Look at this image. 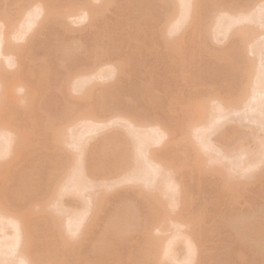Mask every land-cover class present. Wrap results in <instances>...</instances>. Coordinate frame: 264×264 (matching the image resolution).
Here are the masks:
<instances>
[{"label":"rangeland","instance_id":"374dc122","mask_svg":"<svg viewBox=\"0 0 264 264\" xmlns=\"http://www.w3.org/2000/svg\"><path fill=\"white\" fill-rule=\"evenodd\" d=\"M43 1L46 2L47 6H49V7L51 6L53 9H56V12L55 11L54 12L57 15V17H54V18L49 17L48 18V15L46 16V13H45L46 11L45 12L42 11L41 14L36 15L37 17L34 16L33 18H31V19H33L34 22L32 24V27H30V30H28L27 34L24 36V39L17 40L16 42L14 41L15 45L19 46L18 48L21 47L19 49V53L20 52L22 53V54L20 53L21 57L17 59L16 54H12V57L17 59L16 62L15 63L11 62L13 65L10 63H9V65L8 64L6 65L5 62H4V64L2 62L1 65L3 67L2 68L3 70H5V71L7 70V74L5 77L8 78V76L9 77L11 76L12 79L14 78L12 80L13 84L14 83L16 84L17 82L23 83V80L20 77V76H22V72L28 73V72L32 71V73H34V75L32 77H30L29 75L26 76L27 79L30 81H37L38 79L43 78L44 81H46V82L43 81L44 82L43 86L45 88L41 89L40 91H37L38 93L34 95L35 98H34V96L31 97L32 98V99H30L31 102L30 101L29 102L32 104L29 105L30 104L29 102H25V104H24V103H22V102H24V100L23 101L18 100L20 97H21L20 99H22L24 97L23 95H25V97H27L26 96L27 92H25L26 94L25 93L23 94V92H22L23 89L21 92L17 91V90H19L17 86H20L21 84L16 85L15 87H17V89L15 88L16 90L13 89V91H11L12 96L9 95V97H7L8 101H6V100H5L6 102L4 101L7 104L8 108H6L5 104H4L2 108H6V109H2V111L4 110V112H2V114L0 115V118H2V120L0 119L3 123L2 125L8 126V122H9V124L12 123L15 126L20 124V125H22V126L19 125L20 127H22V129L20 131H22V130L25 132L29 131V134H31V138L28 136L29 137V143H30V144L27 143L28 150L26 148L27 147L26 143H25V146H26L25 149H24V146L21 145V147L23 146V148H21L20 152H18L19 155L14 154L15 156L8 157L7 162H6L7 163L6 166L8 168H6V166H5V168L8 169V171L5 169L6 170V173H5V170L4 169L2 170V175L3 176L6 175V176H5V178L4 177L0 178L1 179L0 180L1 181L0 182V190H1L0 191V205L7 208L9 211L20 212V210H22V212L31 213L30 217H32L33 219L29 222V227H30V230L34 231V232H31L32 233L31 237L26 238L25 243L27 244L29 242L32 245L30 247L31 252H32L33 256H35L36 258H39V259L42 257L43 245L47 239H50V236L46 235L45 239H43L44 235L46 233L45 232L46 226L43 225V221L40 217L47 215V213H45V214L38 213L39 206L37 205V202L40 200L39 197H41L42 192H44V188H45L44 184L45 185L48 184V182H46L47 181L46 176L48 175V173L52 169L55 170L56 166L58 167V165H61L60 163L65 164V158H63V157L67 156V155L65 156V153H60L61 151H59V150H58L59 153L56 152L57 150H56L55 146L53 147V145L48 140L49 135L46 137V135L50 132H49L47 126H45V124H47V125L49 124V122L46 121L47 120L46 117H48V115L52 116L54 114L62 113V110L64 108L62 105L65 102H63L62 96L59 94V91L56 89V84L60 79H62V77L64 78V76H66L67 74H69L70 76L74 75V74L76 75V73L80 72L81 70H84V72L87 71L88 74L91 72L93 73V72L97 71L95 74H98L100 72L101 75L105 74L104 76H106L104 78L103 77L101 78L98 75V78L96 79L97 75H95L96 76V77H94L95 80H93L92 83H90L91 85L92 84L95 85V87H94L95 91L93 90V92L96 93L97 98H96V96H94L95 93H93V92H91L94 94V95L91 94L92 95L91 98L93 100L89 98L88 99L89 101L87 102V100L83 99L84 100V101L82 100L83 104L80 102L81 99L78 100V96H79V98H81L80 93L75 94L74 92L73 93L71 92L72 93L71 95H73V97L70 95L71 97H66L68 99L65 98L66 101L69 100L68 102L72 103V105H73L72 110L74 108L76 109L77 105L80 104L79 108L77 107L78 111L80 109H81L80 111H84V110H82L84 105H86L85 107L87 108L88 107L87 105L92 106L91 104L95 103L96 106H94V104H93V106L95 108H97V110L94 107H93L94 108V110H93V108L91 107L92 112L94 114L93 115L94 118H96V116L98 117L99 115L102 114L101 117H104V119H106V120H103L105 122V125L101 124V126L103 127L102 129L100 127V129H98L97 131L95 129L94 130L95 132L93 131L94 133L91 131L92 133H89V135H87V137L93 136V137H91V140H92V138H93V140L92 141L90 140L91 142L89 141V143H92V147H93V143L95 142V139H97V141H98V143H97V141L95 142L96 146L94 143L95 152L98 154V157H97L96 153H94V152H89V153L87 152L88 156L91 155V156H89V158L92 157L90 160V164L88 163L89 166H92V167L94 164L91 165V163H93V162L96 164V167L98 166L97 164H99V165L103 164V162L101 163L99 160L101 153H106L108 156H110L113 154V153H111V151H114L112 149H115V147H119V146L123 147L122 145H125V143L127 144V141H125L126 140L125 138H127V137H130L131 144H133L132 146L135 147V145H136V148H137L136 151L138 152L137 154L140 156V158L136 160V158L138 157L136 155L137 157L135 158L134 163L136 164V161H137V165L140 164V166L145 167L144 165H142L143 162H144V164L146 163L145 160H142V159H145V157L142 155L145 153V152L143 153V151L145 150V147L147 146V145L145 146L144 144L146 143V141H149V140H147V136H146L144 144L140 143L141 146H143L141 148H143L144 150H142L140 147L138 149V146L140 144L138 145L137 140L134 139L132 137V135H130V134H129L130 136L128 135L126 137V133L127 132L130 133V129H129V131H125L123 129V126L124 127L126 126L125 127L126 130H128V128H129L128 124L125 123L126 121H125L124 116L130 117V115H131L132 118L133 117L135 118L136 116H138V120H140V122L138 120H136V118H135V120L138 121V123H141V126H142V124H144L143 122H145V126H142V127H147L150 124L156 122V125H158V126L160 125L158 123H163L162 124L163 127H166L169 125L170 127L168 126L169 127L168 129L170 130V128H172L173 126L175 127V125H174L175 119H173V118H175L174 113L177 114V112H178V114H179V112L181 111L179 109V107H181L183 104L186 103L185 100L186 101L189 100L188 99L189 96L194 97V99L205 98V97L208 98L209 95L212 96V94H216V93H219L217 95L221 96L222 94H225V92H228L227 90H229V93L231 95H233L234 92L236 91V89H238V86H236L237 84H239L238 83L239 79L237 77L238 76L237 74H239V72H240L239 70H236V71H233V70L238 69L239 64H237V63L240 62V64H241L244 61L248 60V59H246V57L248 58V56H249V61H251L250 59H252L251 62L253 64L255 62L253 67L255 68V65H256L257 72L259 71L258 72L259 74H256V76L258 75L257 77L259 78V80L261 79L259 82L264 84V81H263L264 73H262V72H264V33H262V31H264L263 23L261 26L262 28H259V26H258L259 30L257 29L258 31H256L258 33L255 32L256 36H255V38L254 37L252 38V40H251L252 43H250L251 47L250 46L248 47V48H250L249 50L246 49L247 45H249L248 44L249 42H247V45L243 44V47L246 49L245 51H243L244 48L239 43L238 39L235 36L229 35V34H232L230 32L231 29L234 28L235 26H236L235 28H237L239 25H241L240 23L238 25L237 24L234 25V27L232 26V28L229 31L230 33L229 32H228V34L226 33L229 36H225V34L221 35V33H224L225 30L223 32H219L220 34L216 35V33L218 32L217 28H219L218 27L219 23L222 24L221 25L222 29L219 28V30L222 31L223 29H225V27L223 28V26H225V23L228 21L227 20L228 18L226 17V15H228V13L225 14V16H222V15H224V13H223L221 15L220 19H222L224 17V19H226L225 20L226 22L222 23L224 19L220 22L219 21L220 16H218V18H217V15H220V11L223 12V10H220L218 12L216 10H217V8L218 9L219 8L220 9L221 8L222 9L227 8L229 6L228 4H230L231 2L227 3V5H228L227 7H226V2H229L230 0H224L223 2L225 3V5H220V6L217 5L216 9H215V5H216L215 3L216 2L213 3L214 2L213 0H211L212 3L209 2L210 0H205V1L202 0L203 2L200 0L201 4L196 6L194 11L192 10L188 19L184 20V21H186L184 23V25H182V23H181V21L183 20L180 18L181 13L180 14L177 13L180 11V10H178L179 8L175 10V11L178 10L176 12V14L173 13L171 16H169L167 18V15L164 11L165 5L162 2H159L161 0H0V20L3 19L2 17L4 14H8L7 16L9 18H7L6 20L10 19L11 24H13L15 26L20 21V19L22 18V15L24 12L23 9L25 7L26 8L24 10H27L29 8L31 9L35 4L36 5L38 4L41 6V4H39V3L42 2V5H43ZM194 1L195 0H192V2H194ZM252 1H251L252 5H250L248 3L249 4L248 8L251 7L250 9L253 12L249 11L250 9L248 11L250 12L249 14L252 13V15H254V16L251 17L248 15V18L251 17L252 19L251 18L250 19L254 20L252 22L254 25L251 24V22L249 23V25H253L252 27L254 29H256L258 24L261 25V23H258V21H257V18L259 19V17H257V16L260 13H262L261 9H262V11H264V0H261V1L256 0L258 2L255 1L254 4L252 3ZM70 3H72V7H69L67 9L68 4H70ZM239 3H240V5H238L237 6L238 8H236V9H239V8L241 9V7H239V6H242L241 3L243 4V0L242 1L240 0ZM213 5H214V7L212 8ZM254 5L256 7H254ZM258 5H260V6H258ZM85 8H87V10H85ZM200 9H202V11L204 10L203 12H207V9H210V11H208L210 13H215V12H213V10L215 9L214 11H216V13H218V14L216 15V13H215L214 16L211 14V16L215 17V19L213 17L212 18L210 17V20L212 19L211 20L212 24L211 23L207 24L208 27L210 24L211 25H210V29L207 27L208 30L206 29L207 30L206 33H204V31H205L204 30L202 33H197V34L195 33V35L193 36L191 25L193 24L194 21L196 24H197V22L200 21V18L203 15V13L202 14L200 13V12H202V11H200ZM211 9H213V10H211ZM247 9H245V10H247ZM69 10H71V12H69ZM84 10L87 13H85V15L81 19V17L79 18L78 16L83 14ZM243 10H244V8H243ZM243 10L241 11L242 13L248 12V11H243ZM259 10H260V12H259ZM198 11H200V12L198 13ZM258 12H259V14H256ZM70 13H72V14H70ZM242 13H240V15ZM200 14H201V16H200ZM237 14L239 16V11L237 12ZM178 15H180V16H178ZM242 15L244 16V14H242ZM235 16H237V15H235ZM60 17H62V18H60ZM172 17H173V19H172ZM175 17L179 20L178 22L181 23V24H178L179 25L178 27L179 28L181 27V29L179 30V33L177 31L179 36H178V39L176 41L179 42L178 49L182 48L183 51L181 53H179V56H177L176 54H173V52H172V55H174V59H173L172 58L173 56L172 55L170 56L171 51H170L169 47L164 42L163 35L158 33V32H159V29L161 27H163V26L166 27V25H168V23L165 24L166 21L171 22V20L172 21L174 20L175 22H177ZM261 17L264 18V14H263V16L261 15ZM4 18H6V16ZM169 18H171V20H169ZM263 18H262V20H263ZM56 19H58V20L56 21ZM59 19L61 20V22H58ZM164 19H166L165 22H163ZM216 20H218L219 23H217V25H214V22ZM262 20L260 22H262ZM174 21H173V23H174ZM161 22H163L165 25L163 24V26H161L162 25ZM244 22L242 23L241 26H243L245 24ZM247 22H246V24H248ZM173 23L171 22L172 27H173ZM212 25L217 26V27H214L217 29V32L215 31L216 32L215 34L213 32L215 29L211 30V27H213ZM164 29L166 30V28H164ZM167 31L168 30H166V32ZM170 31L171 30L168 31V33H169V34H167L168 37L172 36L170 34V33H172V31L171 32ZM208 31L211 33L210 34L211 37H210V35H208L209 37L207 38ZM259 31H261V32H259ZM203 33H204L203 36H205V37L202 36ZM172 34H174V33H172ZM257 34H259V35L257 36ZM152 38H154V39H152ZM257 38H259V39H257ZM191 39H192V41H191ZM235 39H237V41ZM150 40H152V42L155 40L154 44L150 43ZM256 41L259 43H257ZM191 42H193V44H194L193 50H192V52H190V55L186 56L187 53L189 51H191L190 50L191 48H189V47H191L190 46ZM231 42L233 43L234 48H233ZM235 43H236V46L239 43V45H238L239 47L238 46L235 47ZM254 45L255 46L258 45V47L256 49H258L260 46L262 48L260 47V51L256 50ZM239 48H242V50L241 49L239 50ZM254 49L257 52L253 51ZM17 50H15V52H18ZM250 50L253 53L249 52ZM185 51H187L186 55H185ZM19 53H17V54L19 55ZM180 54L182 56L183 55H185V56L181 57ZM13 55H15V56H13ZM136 56L138 58H140V57H142V58L138 60V58L136 59ZM176 56L179 58H177ZM223 56L226 59L223 58ZM221 58H222V60H221ZM227 58H229V59H227ZM15 59H13V60H15ZM142 59H143V61H142ZM232 59H233V61H232ZM139 61H140V63H139ZM227 61L228 62L232 61L231 67L235 66L234 67L235 69L232 68L233 69L232 70L230 65H228ZM234 62H236V63H234ZM225 63H227V65ZM231 63H229V64H231ZM233 63H234V65H233ZM166 64H168V65L170 64V66L172 67L171 70H165ZM10 65H12V66H10ZM111 66H112V68H113V66H115L114 67L115 69L113 71L111 70ZM98 69H100L101 71H98ZM256 69H254V71L252 73L253 75H255ZM106 73H108V74L106 75ZM14 75H16V77ZM235 75H236V78H235ZM75 77H77V75ZM23 78L26 79L25 77H23ZM255 78H253V80L251 79L250 81L252 82L254 80L255 81L258 80V78H256V79ZM78 80L80 81V82L79 81L78 82L81 83V80L80 79H78ZM73 82H74V79H73ZM73 82H71V84H75L77 81L75 83H73ZM78 82L76 83V85L78 84ZM252 83L254 85V82H252ZM257 84H258V82H257ZM262 84H259L260 87L254 86V88H257L258 91H259V89H262V91H263V88L261 87ZM231 86H232V88H231ZM262 86L264 87V85H262ZM72 87H74V85L73 86L70 85V88H72ZM109 87H111L113 89V90H111L112 93H108L106 90H104V89H107ZM251 87L253 90V86H251ZM251 87H249V88H251ZM102 88H104V89H102ZM111 88H109L108 90L110 91ZM233 88H235V90ZM249 88L247 89L248 90L247 93L249 95L248 96L245 95V97H243V99L247 97L246 101H245L246 103L242 99V102H244V103H242V106H240L241 102L238 105L236 104V106H234V107H232V106L229 107V105H228V108H232V110H230V111L228 110L227 105H225V107H222V109L220 107L221 111L218 109L216 111L215 107H217V103H219V102L215 103V101H217V100L210 102V111H209V114H211L210 116L212 117L214 114H217L219 116H221V114H222V116H221V118L218 119L219 121L216 120V121H218V123L216 122L217 124L214 123L215 125H209V127L214 126L213 129L215 132H213V133L210 132V133H212V134H209L211 139L207 138V142L212 140V139H214L213 141H215V139L216 140H217V138L219 139L220 136L221 135L223 136V134H224V137L221 136L222 142H225V139L227 140L229 138L228 140L230 141V139H231V141H230V143H231V142H234L235 140H233V139L236 138V141L238 140L237 141V145H238L239 139H241L243 134H244L243 136L246 135L248 139H249V136L252 137L251 139H253L252 135H254L255 137L258 138V140L256 139L254 141H257V142L259 141L258 142L259 144H256V145H258L256 147L254 145V141L249 139V141L250 140L252 141V142L247 141L249 146H251L250 150L252 152L254 150V152L257 151L259 153L261 151L260 149H262V151L260 153L263 152L264 147L261 148L262 147L261 143L263 142V145H264V117H263L264 109H262L263 111L260 109L262 111V114H259V116H258V113H259L258 107H260V102H259V106L257 104L258 107L256 106L257 107V110H256L255 105H254V104H256V100H255V102H253L254 98L250 99V98H252L251 94L253 93L254 90L249 92V90H251ZM103 90H104V92L106 91L108 94L106 93L107 94L106 95L105 93H101V92H103ZM223 90H224V92H222ZM232 92H233V94H232ZM261 92L258 95L262 96V99H263L264 91L262 92V94H261ZM256 94H253V95L255 96ZM99 95H103L104 100H106L108 95H110L108 97H112V98H107V100H106L107 103H105V106H104L105 108L102 107L104 110V113H103L101 106L100 107L97 106V104H99V102L101 103L100 99H102L101 96H99ZM104 96L106 98H104ZM39 99L42 100V102L38 103L37 100H39ZM103 99H102V101L104 103ZM175 99L177 100V104L174 105V103L176 101ZM255 99L259 100V98H257V97ZM262 99L260 101H262ZM26 100L27 99H25V101ZM179 100H181V102H179ZM258 100H257V103H258ZM12 101H14V102L12 103ZM35 101H36V103H35V105H33ZM7 102H9L10 104L12 103V105H8L9 103H7ZM89 102H90V104H89ZM178 103L179 104L181 103L182 105L180 106ZM60 104H61V106H60ZM261 104H263V103H261ZM81 105L83 107H81ZM99 105H101V104H99ZM178 105H179V107H177ZM211 105H212V107H211ZM244 105H246V106H244ZM10 106H11V112L7 111V110H10V108H9ZM172 106H173V108H172ZM237 106H238V108H237ZM170 107H171V109H170ZM213 107H214V109H213ZM252 107H254V108H252ZM98 108L100 109V111ZM106 108H107V110H106ZM108 108H109V110H108ZM236 108H237V110H235ZM260 108H263V107H260ZM77 109L75 111L74 110L73 111L76 112ZM87 109H89V108H87ZM172 109H176L175 112L173 111V113H172L170 111ZM178 109H179V111H178ZM34 110H35V112H33ZM38 110H39V115H38ZM59 110H61V111H59ZM182 110L186 111L185 109H182ZM184 111H181V112H184ZM212 111H214V112L212 113ZM218 111H220V112L216 113ZM253 111L256 113H254ZM118 112H119V116L121 117V119H120V117H119V119L116 118L117 115L114 116L115 115L114 113L118 114ZM0 113H1V110H0ZM33 113H35L36 118L33 117L34 115L32 116ZM36 113H37V115H36ZM98 113H100V114H98ZM178 114L176 116L180 117V114L179 115ZM224 114H225V117H223ZM104 115H106V116H104ZM122 115H123L124 120L122 119ZM214 116L209 120H213V118H215ZM38 117L40 119V123L38 122V120H39V119H37ZM90 117L92 118V116H90ZM255 117H257V119L259 117L262 119L261 120L258 119L259 122L258 121L255 122V119H256ZM44 118H45V120H44ZM34 119H36V122H38V124L34 123V121H35ZM41 120H43V121H41ZM172 120H174V121L172 122V124H170L171 123L170 121H172ZM42 122L45 124H42ZM123 123H125L127 125H125ZM164 123L166 125H164ZM41 124L44 125V127H42ZM156 125H154L155 127H153V124L150 125L149 127H147V130H145V132H149V131L151 132L152 128L157 127ZM220 125L223 126L221 129L219 128ZM5 126H1L0 128H3ZM77 126H79V124H77V125L74 124L73 126L71 125V127L73 129L71 127H69L70 129H68L67 131L69 132V130H71V129H72L71 133H72V131L74 133V129L76 130V132L80 131V129H81L80 127L82 125L80 124L79 127H77ZM151 126H152V128H151ZM217 126H218L219 131H217L218 129H216ZM20 127H18V128H20ZM142 127H140V128H142ZM174 127L170 131L173 130L176 133V134H174L176 137L178 134L177 133L178 130L175 129L176 130L175 131ZM44 128L48 132L45 131ZM140 128H138V129L141 130ZM206 128L207 127H205V129ZM232 128H233V130H232ZM234 128L238 129V131H234L235 130ZM143 129H146V128H142V130ZM148 129H149V131H148ZM213 129L211 127V130H213ZM139 130H137L136 136H138L137 134H140V133L143 134L144 133V131L141 130V132H139ZM119 131H122L123 132L122 135H125V138H124L125 140L120 139V140H123L122 142L118 138L121 135V133H119ZM208 131H209V129H208ZM227 131H229V133H230V131L231 132L234 131V134L236 132L241 133V131H242L243 134H241V136H240V134L239 135L237 134V136L234 135L236 137L230 138L229 135L226 136ZM46 132H47V134L45 135ZM68 132H67V136H68ZM76 132L74 134L72 133L73 135L71 133L69 135L72 136L71 137L72 139H74L75 141H78L75 139L76 137L74 138V135L76 134ZM150 132L146 133V134H149L148 137H150ZM250 132H253L254 134H252ZM78 133H82V131L78 132ZM202 133H203V131L201 132V134ZM207 133H205V135H207ZM229 133H227V134H229ZM249 133H250V135H249ZM23 134H25V133L23 132ZM113 134H114V137H113ZM122 135H121V137H122ZM101 136H102V138H100ZM139 136H138L139 139H141L142 138L141 135H139ZM19 138H21V137H18V139ZM71 138H70V140H71L70 141L71 143H70L66 137L67 142H68V146H66V147H67L68 151L71 150L69 153H67V154H69V158H70V155L71 154L73 155V153H74V155L73 156L71 155V158H70V159H73L75 154L77 155L78 149L76 151H75V149L72 150L71 145L72 146L76 145V142L73 141ZM177 138H178V136H177ZM205 138L206 137H204V140H205ZM24 139H25V137H24ZM194 139H196V138H194ZM242 139H243V137H242ZM22 140H21V142H22ZM142 140L144 141V137H143V139H141V142H142ZM201 140H203V138ZM15 141H18V140H15ZM177 141L181 142L180 139L179 140L177 139ZM213 141H212V143H214ZM229 141H226V142L228 143ZM72 142H74V143H72ZM120 142H121V144H119ZM164 142H166V141H164ZM164 142L161 144L158 143L157 145L151 144V145H153L152 148H150L149 146H151V145H149L148 146L149 150H147V149L146 150L148 151V153L149 152L150 153L155 152L160 147H164V145H165ZM196 142L194 145H196ZM209 143H211V142H209ZM131 144H129V140H128L127 146H129ZM162 144H163V146H161ZM176 144H175V146H176ZM245 144H246V141H245ZM248 144H247V147L249 148ZM100 145L101 146L104 145V146H102V148L104 150L100 149L101 148ZM115 145H117V146H115ZM178 145L180 147H177V146L176 147L178 150L177 154L179 156L177 154H176V156H178V160L181 159L182 162L179 161L178 163H176L177 168H178L176 170L177 172L175 171L176 174L174 172V175L170 174V176L171 177H172V175L174 177L176 176L175 177L176 179H178V177L180 178V176L185 178V180H181V178H180V183H181V181H184V182H182L184 184V185H182L183 187L181 185H180V187L182 188L181 194L184 192V190H186L184 193H186V192L187 193L186 194L183 193V195L181 196L182 197L181 200H178V201L180 202L179 207H181L180 204L181 205L184 204V206H182V207H187V206H185V204H186L185 202L188 201V207H187L188 211L186 210L188 213H184L185 210L183 211L181 209L183 214L181 212H179L182 215H180L178 213V216H176V217L178 218V220L180 222H183L182 224H184L182 227H180V229L186 231L187 229L190 228L189 229L190 232H188V233L189 234L192 233V235L191 234L190 235L192 236L194 242L197 241V243H195V244H197V257H198L196 259L197 264H261V263L263 264V262H261V261H263L264 257L262 258L261 256H264V252H262V250H260V249H262V247H259L257 241H255V243L260 249H258L254 243H251V242L249 243L248 239L245 241L244 237L249 238L250 236H244L243 233L241 232V231L245 230L247 222L250 223V222H253V220H255L254 218H256V217H254L252 215H255L258 217L259 215H261L260 213L264 209V205H263L264 204V162H263L264 159L261 158V154L259 153L260 158H259L258 153L254 154V152H253V155H251V156L248 155L251 158H253V156H254L253 160L259 158L260 160L258 159L259 161H257V162H261V163H257L255 160L254 164H255V162L257 164L254 165V167L252 166L253 167V168L251 167L252 169H249V170L247 169L245 172V168H244V166H246L245 161L246 160L248 161V159L243 157V159H246L245 161L242 160L243 163L245 164V165H243L244 170L240 171V169L242 167L241 168L236 167L237 169L239 168V172L237 171L238 173L235 172L234 170H232L233 172L231 174L235 175L237 173L236 174L237 178L239 175L243 178V175H244V179L238 178V179H236L237 181L241 180V181L247 182V184L243 182L244 184H246V185H244L245 186L244 188L242 186H240L239 187L240 189H236V191L234 190L235 191L234 192V191H229V190H233V189H230L229 187L227 189L226 186H228V184L231 181L236 182V180L234 179V178H236L235 176H234V178H232L233 180L231 178L227 179L226 182L228 181V183L225 182L226 186H223L224 181H222V184L220 183V181L222 179L221 175L218 173H212L213 168H210L211 169L210 172L207 171V170H209V168H207V170H206L208 172L207 174H206V172H203V170H204L203 167H205L206 165L209 164V163L206 164L207 158H206V161L205 160H204V162L201 161L203 159V155H204L203 153H202L203 155H201V153H199V155L202 157V159L200 157V160H199L200 163L198 161L197 162L193 161V163H192L189 157H188L189 159L188 158L182 159V158H184V154L182 153V151H180L183 156L180 155L179 148L183 149V143L181 142L182 147L179 143H178ZM259 145H260V147H259ZM13 146H15V145H13ZM41 146H42V149H41ZM175 146L172 145L173 148ZM43 147L45 150H43ZM111 147H112V149H111ZM176 147H175V149H176ZM253 147H255V148H253ZM73 148H74V146H73ZM108 148L110 149L109 152L107 151L109 154L107 152H105ZM167 148L168 149L170 148L169 145H167ZM167 148L164 147L163 150L167 149ZM89 149H88V151H89ZM140 149L142 151L141 153L139 152ZM160 149L162 150V148H160ZM188 149H187V154L190 153L189 151L191 150V148H188ZM256 149H259V151ZM25 150H27V151H25ZM100 150H102L103 152H101ZM204 150L206 151V149H204ZM204 150H202V151H204ZM210 150L209 149L207 150V151H209L208 153H210V154L213 153L212 156L215 154V156H213V157H217L216 152H214V151L212 152ZM93 153H94V157L95 156L97 157V158L95 157V159H94L95 161L93 160ZM229 153L230 152H228V155H229ZM206 154H207V152H206ZM231 154H235V153L231 152ZM263 154L264 153H262V155ZM57 155H59V156H57ZM60 155H61V157H60ZM207 156H209V155L207 154L206 156H204V158ZM236 156L233 159L231 158L232 163H231L229 158L234 157V155H229L228 159H226V157H227L226 155H225V158L223 156L222 157L219 156V157L225 159V160L223 159L224 162L222 161L220 167L223 168L222 166H224L225 164L229 165V166H230V164H232L231 167H227L225 165L226 169L228 168L227 170H229L228 171V173H229L231 171V168L234 169V167H235V166H233L234 165L233 162L236 161L235 160V159H237ZM210 158H212V157H210ZM238 159H239V157H238ZM107 160L105 161V164L111 165L113 163L112 161H111L112 163L110 162V160H112V159H110L109 162ZM138 160H142L143 162L141 161L142 162L141 163L139 161V163H138ZM183 160L184 161L187 160L189 162H187V161L184 162ZM208 160H209V157H208ZM96 161H97V163H96ZM237 161H239V160H237ZM247 161H246V163H247ZM1 162H2V160H0V163ZM70 162L71 161H69V163H67V166L70 165ZM240 162H237L236 165L241 166L242 163H240ZM183 163H186V165L188 167L187 168L184 167ZM196 163H198V164H196ZM35 164H37V166ZM182 165L184 168H182L181 172H179L180 167ZM203 165H205V166H203ZM218 165L219 164H215L213 167H218ZM32 166L33 167L35 166V168H33ZM199 167H202L203 170ZM197 168L200 171L202 170L204 176H201V175L198 176L201 173H200V171L195 170ZM236 168H235V170H236ZM47 170H48V172H46ZM193 171H195V172H193ZM196 172H197V174H196ZM4 173H5V175H4ZM177 173H179V174H177ZM233 173H235V174H233ZM103 175H104L105 179H103L101 177ZM114 175H115V178H114ZM250 175H251V178L249 179L248 176L250 177ZM111 177H113V179ZM116 177H117L116 174H114L112 172L104 173L102 175L99 174L97 176H94V179H95L94 181H96V184H95V182H94V184L96 186L97 185L99 186L98 188L95 186L96 188H93L95 190L89 189L88 191H85L84 192L85 194L83 193V195L64 194L61 197L57 195L59 197L57 204L58 205H59V203L62 204V205H59V208L61 207V209L58 208L59 211L56 209L57 204L53 205L54 202L52 204L51 203L52 200L49 201L52 204V205H50V203H49V207H48L49 213L51 212L53 215H56V214L60 215V212H61V215H62L64 212H66L68 215H67V217H65V219L68 220V219H70L69 217L72 215V212L74 211V209L72 210V208H75V211H77L78 208L80 210L84 207L83 205L81 207L80 204L84 203L83 200L87 201V198H86L87 193L90 194L91 192H93V193L95 192L96 195H98V196L101 195L102 203L100 201V204H99L100 210H99V208L95 209V211L96 210H98V211H96L97 213L95 214L94 219L92 220V222L93 221H95V222H93V225H91L92 227L90 226L92 229V230L90 229V231H91L89 233L90 235H88L87 237H84V236H86L85 232H87V234H88L89 228H86L85 226H84L85 228H81V226H83V225H81L80 228L84 229V230H82L80 232V228H79L77 230L78 234L74 230L76 232V233L75 232L74 233L76 234L77 238L74 237L75 235L69 237L68 233L67 234L65 233L64 236L65 237L68 236V238H67V239H69L68 241L70 243L72 242L76 247V249H75V247L72 246V244H70V243L68 244L70 250L67 249L63 255L66 264H68V262L70 264H80L81 261L79 260V258L81 260L83 259L82 260L83 264H84V261H86L85 263H87V261L88 262L91 261L92 264H129L128 260H127L128 259L127 254H131L133 252L135 255L137 253L139 246H140V243L142 241L141 235L139 234V236H138L139 230L138 231L133 230L134 232L130 231V234L128 232L127 235H129V236H127V237H129V238L124 237L125 240L122 239V240H124V241H122V240L116 239V236L113 235L114 232L111 233L112 232L111 230L107 231V229H108L107 226L109 223L112 222L111 215L113 214V211L115 209H118V207L120 206L121 200H124L125 198L126 199L130 198L129 199L130 201H131V199H132V201H135V205L139 211L138 213H140V215L143 214L142 217L144 216V214L146 215L145 211L147 208V203H146L145 199H143V198H145V197H143V195L145 196L146 193L149 192V189H147L146 192H142L141 193L142 195L139 194L140 190L138 189V187L140 184H142V181H139L137 183V187H135L136 183L134 184V187L136 188V190L138 192H136L135 188L132 187V185H133L132 183H131L132 185L124 183V185H127V186H124L123 184L120 183L122 185V187H121V185H119L120 186L119 187L118 184H117V186H114L113 185L114 181L118 179V177H117V179H116ZM110 178L113 180V183H112V180ZM2 179H3V181H2ZM18 179H22V181H19ZM43 179H44V181H43ZM100 179H101V181H100ZM34 182H35V184H34ZM43 182H44V184H43ZM60 182H64V181L62 180V181L58 182L62 187L63 183L61 184ZM97 182H98V184H97ZM27 183L29 185H27ZM101 183H102V185L104 183L106 185L104 184L103 186H101L100 185ZM18 184H20V185L22 184V186H19ZM17 185H18V188H17ZM60 185H58L59 188H61ZM107 185L108 186L111 185L112 187L110 186V188L109 187L107 188ZM222 186L226 187V189L223 190ZM19 187H21V188H19ZM103 187H105V188H103ZM241 187H242V189H241ZM41 188L43 190H41ZM183 188H184V190H183ZM112 189L114 190V192L112 191ZM105 190L108 194L102 193V191L104 192ZM225 192L230 193V194H227L229 196H227ZM102 194L104 196H102ZM114 194H116V195H114ZM117 194H119V196ZM120 194L122 196H120ZM180 195H179V197H180ZM184 195H186V196L184 197ZM102 197H103V199H102ZM104 197L108 198V201L106 198L104 199ZM114 197L117 198L120 202L118 203L117 202L118 200L115 199ZM118 197H120V198H118ZM229 197H230V199H229ZM55 198H52V199H55ZM222 198H223V200H222ZM182 200L183 201L186 200V201L183 202ZM54 201H56V200H54ZM217 202H220V203H217ZM118 204H119V206H117ZM24 205H26L25 208L22 207ZM71 206H72V208L70 210V212H71V215H70V213L68 212V209H70ZM76 207H78V208H76ZM179 207H177V210L180 211ZM250 211L251 212L254 211L255 214L253 212V214L251 215ZM248 212H249L248 216L251 215L252 218L248 217V216L246 217L245 215L242 216L243 214H247ZM87 213H88L87 215L89 216L90 212H87ZM262 213H263V211H262ZM87 215H86V217H88ZM92 215H94V214H92ZM262 215H264V213ZM64 216H66V214H64ZM62 217H63V215L60 217V228H62V230H65L64 228H66V227H64L63 225L67 226L66 223L70 222V220L66 221V220L62 219L63 220L62 221L61 220ZM193 217L195 218V220L192 222L191 219ZM260 217H259V219H260ZM259 219L257 218L256 220H259ZM64 222H66V223H64ZM92 222H91V224H92ZM106 223H108V224L105 227ZM230 223H232V225L235 223L236 227L239 228V229L237 228V230H239V231H237L236 229L235 230L231 229V228H236V227H230L231 226ZM236 223L237 224L239 223V224L237 225ZM241 223H243V225ZM244 225H245V228H244ZM239 226L242 228V230L240 229ZM102 228H107V229L103 230ZM170 228L173 231V228L171 226H170ZM101 231L102 232L106 231V233H107V236H106V234H105V236L102 235L104 232L101 234V236L106 237V238H103L104 240H106V247H105V245H103L104 247H102V246H99V244H98L100 242V241L98 242V239L101 240V237L98 238L99 236L97 233H101ZM172 231H170L169 227H168V230H166V232L164 231L163 233L159 234V235H161V243L162 244H163V241H165L164 239H166V237L169 234H171ZM82 234H83V236H82ZM111 234H112L113 238H112V236L109 237V235H111ZM81 236L83 238H81ZM114 236H115V238H114ZM124 236H126V235H124ZM79 237H80V239H79ZM74 238H75V240H74ZM252 238L253 237H250V241ZM137 239H138V241H137ZM139 240H141V241H139ZM253 240H252V242H253ZM94 241H96L97 244L94 245V243H95ZM126 241H128V242H126ZM78 243H80V244H78ZM76 244H78V245H80V247H82L81 249L79 248V251H77V249H78L77 247H79V246L78 245L76 246ZM97 245L99 246L98 248H101V247L102 248L98 249ZM94 246H96V249L94 248ZM72 247H74V249L76 251L75 253H74V250L72 252L74 253V255L75 254L78 255L79 258L76 255L74 256L73 253L68 252V251H71L73 249ZM177 247L180 250L182 249L181 245L180 246L178 245ZM130 248L133 249L132 252H131V250H129ZM178 248H177L178 255L179 254L181 255L184 250H181L182 253H179ZM236 250H241L242 253L244 252L242 258H245V259H242V258L240 259V258H237L236 256H234V251H236ZM77 252L78 253L80 252V253L77 254ZM69 255L71 256V260L67 259V256L70 258ZM79 255H82L83 257L79 256ZM117 255H119V256H117ZM6 257L9 260V258L11 256L9 257V255H6ZM13 257L16 259L15 256H12V259L10 258L11 260L8 262H10V263L12 262V264L14 262H16L17 259L15 260ZM131 257H132V254H131ZM77 258H78V261L76 260ZM76 262H78V263H76Z\"/></svg>","mask_w":264,"mask_h":264},{"label":"bare ground","instance_id":"6f19581e","mask_svg":"<svg viewBox=\"0 0 264 264\" xmlns=\"http://www.w3.org/2000/svg\"><path fill=\"white\" fill-rule=\"evenodd\" d=\"M202 1V0H201ZM203 1H205V0H203ZM202 1V2H203ZM214 2L213 3H215L216 5H215V9L217 8L216 6L217 5H225V3L223 2L224 0H213ZM242 1V0H241ZM251 1L252 0H243V4L241 3V5L242 6H239V7H241V9L239 8V9H236V8H238L237 6L238 5H240V0L238 1V0H230L229 2H226V7L227 8H217V12L218 11H220V10H223V12L222 11H220V15H217L218 13H216V11H214L213 9H211V10H213V12H215L216 13V15H217V18H218V16H220L219 17V19L221 18V15L224 13V15H222V16H225V14H227L228 13V15H226V17L228 18L227 20V22L225 21L226 19H224V17L222 18V19H218L220 22L223 20V22L222 23H225V26H223V28L225 27V29H223L222 31H220L219 30V28H221V25L222 24H220L219 22H218V20H216L215 22H214V25H217V23H219V25H218V27L219 28H217L218 29V32H217V29L216 28H214V27H217V26H214V25H212L213 27H211V30L213 29H215L213 32H214V34L216 33V35L217 34H220L219 32H223L224 30V33H221V35L223 34H225V36H229V35H232V36H235L237 39H238V41H239V43L242 45V47H243V44L245 45H247V42H249L248 44L249 45H247V50H249L250 48H248L249 46H250V43H252L251 42V40H252V38L254 37L255 38V36H256V33H258V32H256V31H258L259 30V28H262L261 26H262V23H263V25H264V18L263 17H261V15L263 16V14H264V11H262V9H261V12L263 13H260L259 14V12H260V10H259V12L258 13H256V14H259L257 17H259V19L257 18V21H258V23H261V25H257V28L256 29H254L252 26L254 25L252 22L254 21V20H251L252 18V16H254V15H252V13L251 14H249L250 12L249 11H251V7H249L248 8V5L250 4V5H252L251 4ZM254 1V2H253ZM252 1V3L254 4L255 3V1L256 0H253ZM258 1H261V0H258ZM258 1H256V2H258ZM159 2H162L164 5H165V13H166V15H167V18L169 17V16H171L173 13H175L176 14V12L178 11V10H180L179 12H177L178 14H180L181 13V16L180 15H178V16H180V18L181 19H183L182 21H181V23H182V25H184V23L186 22V21H184L185 19L187 20L188 19V17L190 16V14H191V12H192V10L194 11V9L196 8V6H198V5H200L201 3H200V0H195L194 2H192V0H161V1H159ZM208 2V1H207ZM209 2H211L212 3V1L210 0ZM231 2V3H230ZM227 3H230V4H228L227 5ZM249 3V4H248ZM39 4H41V6L40 5H34L31 9L29 8V9H27V10H24L23 9V15H22V18L20 19V21L14 26L13 24H11V22H10V19L9 20H6L7 18H9L7 15L8 14H4L3 15V19H1L0 20V110H1V113H0V115L2 114V112H4V110L2 111V109H6V108H8V106H7V104L5 103L6 101H8V98L7 97H9V95H11L12 93H11V91H13V89H17V87H18V89L19 90H17V91H22V89H23V94L25 93V92H27V94H26V96L27 97H25V95H23L24 97L22 98V99H18V100H24V102H22V103H24L25 104V102H31V100L30 99H32L31 97H33L35 94H37L38 92L37 91H40L41 89H44L45 87L43 86L44 85V82H46V81H44V79L42 78V79H38L37 81H30V80H28L27 79V77L26 76H30V77H32L33 75H34V73H32V71H30V72H28V73H25V72H22V76H20L21 77V79L23 80V83H21V82H17L16 84L14 83H12V80L14 79H12V77L10 76H8V78L7 77H5L6 76V74H7V70L5 71V70H3L2 68V62H3V64H4V62L6 63V65L8 64L9 65V63L10 64H12L11 62H13V63H15L16 62V60L18 59V58H20L21 57V55H20V53H19V49L21 48H18L19 46H17V45H15V43H14V41L16 42L17 40H22V39H24V36L27 34V32H28V30H30V27H32V24H33V19H31V18H33L34 16H36V15H39V14H41L42 13V11H46L45 13H46V16L48 15V18L49 17H52V18H54V17H57V15L55 14V12H56V9H53L51 6L49 7V6H47L46 5V2L45 1H43V5H42V2L41 3H39ZM163 5V6H164ZM261 5V4H260ZM260 5H258V6H260ZM69 7H72V3H70V4H68V6H67V9L69 8ZM214 7V5L212 6V8ZM225 7V6H224ZM246 7V8H245ZM254 7H256L255 5H254ZM253 7V8H254ZM179 8V9H178ZM243 8H244V10H243ZM248 8V9H247ZM176 9H178L177 11H175ZM203 9V8H202ZM202 9H200V11H202ZM245 9H247V10H245ZM250 9V10H249ZM85 10H87V8H85ZM84 10V12H83V14H81V15H79L78 17L80 18L81 17V19H82V17L85 15V13H87L86 11ZM163 10V9H162ZM225 10V11H224ZM248 11V12H241V11ZM253 10V9H252ZM55 11V12H54ZM83 11V10H82ZM200 11H198V13L200 12ZM204 11V10H203ZM200 12L201 14L203 13V15L201 16V14H200V16H201V18H200V23L199 22H197V24L195 23V21L193 22V24L191 25L192 26V34H193V36L195 35V33L197 34V33H202L204 30V33H206L207 32V30H208V28L210 29V25L212 24V19L210 20V17L212 18L214 15H215V13H210V12H208V11H210V9H207V12ZM206 11V10H205ZM239 11V16H238V14H237V12ZM69 12H71V10H69ZM212 12V11H211ZM226 12V13H225ZM251 12H253V11H251ZM82 13V12H81ZM205 13V14H204ZM240 13H242V14H244V16L241 14L240 15ZM69 14V13H68ZM70 14H72V13H70ZM211 14L213 15V16H211ZM199 15V14H198ZM235 15H237V16H235ZM247 15V16H246ZM248 15L249 16H251L250 18H248ZM6 16V18H4ZM241 16V17H240ZM37 17V16H36ZM60 18H62V17H60ZM165 18V17H164ZM176 18V17H175ZM214 19H215V17H213ZM216 18V19H217ZM254 18V17H253ZM262 18H263V20H262ZM172 19H173V17H172ZM213 19V20H214ZM262 20V22H260L261 20ZM58 19H56V21H57ZM165 20L166 19H164L163 20V22H165ZM169 20H171V18H169ZM176 20H177V22H175L174 20V23H173V21L171 20V22L173 23V27H172V25H171V22L169 21V22H165V24L166 23H168V25H166V27L165 26H163V22H161V26H163V27H159L158 29H159V32L158 33H160V34H162L163 35V37H164V42L167 44V46L169 47V49H170V56L172 55V52H173V54H176L177 56H179V53H181L183 50H182V48L181 49H178V47H179V42H177L176 40L178 39V36H179V30L181 29V27L179 28L178 26V24H181L180 22H178L179 20L176 18ZM209 20V21H208ZM184 21V22H183ZM245 21V22H244ZM248 21V22H247ZM58 22H61V20L59 19V21ZM245 23L243 26H241L242 25V23ZM246 22L248 23V24H246ZM251 22V24H253V25H249V23ZM209 23H211L210 25H209V27L207 26V24H209ZM216 23V24H215ZM241 24V25H239L237 28H235L234 27V25H238V24ZM164 24V25H165ZM170 25V26H169ZM177 25V26H176ZM181 25V26H182ZM232 26L234 27V28H232ZM258 26H259V28H258ZM179 29H178V28ZM208 27V28H207ZM164 28H166V30H171L172 31V33H174V34H172V33H170L172 36H170V37H168V35L167 34H169L168 33V31L166 32V30L164 29ZM201 28V29H200ZM232 28V29H231ZM177 29V30H176ZM207 29V30H206ZM222 29V28H221ZM230 29H231V31H230ZM234 29V30H233ZM258 29V30H257ZM165 30V31H164ZM233 30V31H232ZM158 31V30H157ZM170 31V32H171ZM177 31H178V33H177ZM216 31V32H215ZM231 32L232 34H229V35H227L228 34V32ZM229 32V33H230ZM256 32V33H255ZM259 32H261V31H259ZM157 33V34H158ZM167 35H165V34ZM204 33L202 34V36L204 35ZM227 33V34H226ZM255 33V34H254ZM262 33H264V31H262ZM261 33V34H262ZM159 34V35H160ZM211 33L208 31V33H207V38L209 37L208 35H210ZM155 35V34H154ZM161 35V36H162ZM181 35V34H180ZM199 35V34H198ZM259 34H257V36H258ZM224 36V37H225ZM231 36V37H232ZM157 37V36H156ZM155 37V38H156ZM203 37H205V36H203ZM202 37V38H203ZM210 37H211V35H210ZM233 38V37H232ZM152 39H154V38H152ZM237 39H235L236 41H237ZM257 39H259V38H257ZM190 40V39H189ZM191 41H192V39H191ZM232 41V40H231ZM258 41V40H257ZM256 41V42H257ZM154 42H155V40L152 42V40H150V43H152V44H154ZM233 42V41H232ZM231 42V43H232ZM182 43V42H181ZM239 43H238V45H239ZM257 43H259V42H257ZM183 45V44H182ZM193 42H191L190 43V46L191 47H189V48H191L190 50L191 51H189L188 53H187V55H186V52L187 51H185V55L186 56H188V55H190V52H192V50H193ZM229 45V44H228ZM231 45V44H230ZM237 45V46H238ZM261 45V44H260ZM227 46V45H226ZM232 46H233V43H232ZM231 46V47H232ZM236 46V43H235V47H237ZM230 47V46H229ZM239 47V46H238ZM251 47V46H250ZM254 47H255V49L258 47V45L257 46H255L254 45ZM261 47V46H260ZM260 47L258 48V49H256V50H259L260 51ZM23 48V47H22ZM220 48V47H219ZM233 48H234V46H233ZM244 48V47H243ZM262 48V47H261ZM18 49V50H17ZM242 50V48H239V50ZM245 48L243 49V51H245L246 50ZM253 50V51H256V50ZM15 50H17L18 52H15ZM181 50V51H180ZM238 50V49H237ZM14 51V52H13ZM175 52V53H174ZM249 52H251V50L249 51ZM257 52V51H256ZM17 53H19V55L17 54ZM24 53V52H23ZM178 53V54H177ZM251 53H253V52H251ZM255 53V52H254ZM260 53V52H259ZM12 54H16V57H17V59H15L14 57H12ZM22 54V53H21ZM222 54V53H221ZM181 55V54H180ZM185 55H183V56H185ZM13 56H15V55H13ZM173 57V59H174V55H172ZM176 56V57H177ZM182 55H181V57H183ZM138 57L136 56V59H137ZM142 57H140V58H138V60L139 59H141ZM177 58H179V57H177ZM223 58H225L224 56H223ZM13 59H15V60H13ZM172 59V60H173ZM226 59V58H225ZM227 59H229V58H227ZM246 59H248V60H246V61H242L243 63H241L240 64V62L239 63H237V64H239V66H238V69H235L233 66L231 67V65H232V61H233V59H232V61H227V63H228V65H230V67H231V69L232 68H234L235 70H233V71H236V70H239L240 72H239V74H237L238 76V79H239V81H238V83L239 84H237L236 86H238V89H236V91L234 92V94H233V92H232V94L233 95H231L230 93H229V90H227L228 92H225V94H222L221 96H219V95H217V94H219V93H216V94H212V96H210L209 95V97L207 98V97H205V98H197V99H194V97H191V96H189L188 97V99L189 100H185V104H179L181 107H179V105L177 106V107H179V109L181 110V111H184V110H182V109H185L186 111H184V112H179V114H180V117H178V116H176L177 114H178V112H177V114L176 113H174L175 114V118H173V119H175V127H174V130L175 129H177L178 131H177V133L179 134H177V136H178V138H177V136L175 137V135L174 134H176L173 130L172 131H170L171 129H173V127L172 128H170V130L168 129L169 127L168 126H166V127H163V123H158V124H160L159 126L158 125H156V122L155 123H152L153 124V127H155L154 125H156L157 127L156 128H152V126H151V132L149 131V129H148V131L150 132V137H148V135L149 134H146V133H149V132H145V130H147V127H149L150 125H152V124H150L149 126H147V127H142V126H145V122H143L144 124H142V126H141V123H138V121L140 122V120H138V116H136L135 118H136V120H138V121H136L135 120V118L133 117L132 118V116L130 115V117L128 116V117H125L124 116V118H125V123H127L128 124V130H126L125 129V127L123 126V129L125 130V131H129V129H130V133H126V137L130 134V135H132V137L134 138V139H136L137 140V142H138V145L141 143V144H144V142H145V137L147 136V140H149V141H146V143L144 144L146 147H145V150L147 149V150H149L148 149V146L149 145H151V144H153V145H157L158 143L159 144H161V143H163L164 141H166V142H164V147L165 148H167V145H169V147L171 148H167V149H164L163 150V148L164 147H160V148H162V150L159 148V149H157V151H155V152H152V153H148V151L146 152L143 148H141V147H143V146H141V144L138 146V149H139V147L142 149V150H144L143 151V153L145 154H143L142 156H144L145 157V159H142V160H145V164H144V162L142 161V160H138V163H139V161L141 162H143V164L142 165H144L145 167H143V166H140V164L139 165H137V161H136V164L134 163V161H135V158H136V160L137 159H139L140 158V156L137 154L138 152L136 151L137 150V148H136V145H135V147L134 146H132L133 144H131V140H130V137H127V138H125V135H122V131H119V133H121V135H122V137H121V135H120V137H118L119 138V140L120 139H123V140H125V141H127V144L125 143V145H122L123 147H115V149H112V147H111V149L112 150H114V151H111V153H113L112 155H110V156H108L106 153H101L100 155V158H99V160H100V162L102 163L103 162V164L100 166L99 164H97L98 166L96 167V164L93 162V163H91V165L92 164H94L93 165V167L92 166H89V164H90V160H91V158H89V156H91V155H87V152L89 153V152H94V153H96L95 152V147H94V143L97 141V139H95V142L93 143V147H92V143H89V141L91 140V137H93V136H89V137H87V135H89V133H92L95 129H96V131L98 130V129H100V127H101V129L103 128L102 126H101V124L102 125H105V122L103 121V120H106V119H104V117H101L102 116V114L101 115H99L98 117L96 116V118H94V114H93V112H92V108L94 107V106H96L95 105V103H92L91 105L92 106H90V105H87L88 107L87 108H89V109H87L85 106L86 105H84V107L81 105V107H83L82 108V110H84V111H78V109H77V107L79 108V106H80V104L79 105H77V107H76V109H77V111L76 112H74L76 109L74 108L73 110H72V103L71 102H68V101H66V99H68V98H66V97H73V95H71L73 92L75 93V94H81V98H79V96H78V100L79 99H81L80 100V102L82 103V100L84 99V100H87V102L89 101L88 99L90 98V99H92L91 97H92V95H94L93 93H95V92H93V90L95 91V85H91L90 83H92V81L93 80H95L94 79V77H96L95 75H97V77H96V79L98 78V75H99V77H106V76H104V75H101L100 74V72L98 73V74H95L97 71H95V72H91V73H87V71H85L84 72V70H81L80 72H78V73H76V75H77V77H75L76 75L74 74V75H69V74H67L66 76H64V78L62 77V79H60L58 82H57V84H56V89L59 91V94L62 96V98H63V102H65V103H63V110H62V113H59V114H54V115H52V116H49L48 114V117H46L47 118V120L46 121H48L49 122V124L47 125V124H45V123H43L42 122V124H45V126H47V128H48V130H49V132L50 133H48L47 134V130L45 129V131H47L46 133H45V135H46V137L48 136V140H49V142L53 145V147L55 146V148H56V152H58L59 153V151H61L60 153H65V156L66 157H63V158H65V164H62V163H60L61 165H58V167L56 166V168H55V170H49L50 172L48 173V175L46 176V179H47V181L46 182H48V184H44V182H43V184H44V186H45V188H44V192H42V195H41V197H39L40 198V200L37 202V205L39 206V211H38V213H42V214H45V213H47V215H45V216H41L40 218L42 219V221H43V225H45L46 226V230H45V235H44V238L43 239H45V237H46V235L47 236H50V239H47L46 240V242L44 243V245H43V253H42V257L39 259V258H36L35 256H33V254H32V252H31V244L28 242L27 244L25 243V240H26V238L27 237H31V235H32V233L31 232H34V231H31L30 230V227H29V222L33 219L32 217H30L31 216V213H27V212H22V210H20V212H15V211H9L7 208H5V207H3V206H1L0 205V264H12V262L10 263V262H8V261H10L11 259H12V256H15L16 257V262H14L13 264H66L65 263V259H64V257H63V255H64V252L67 250V249H69L70 250V248H69V239H67L68 238V236L67 237H65L64 235H65V233L67 234L68 233V235H69V237L70 236H73V235H75L74 237L75 238H77L76 237V232H77V234H78V229L80 228V226L81 225H83V226H81V228H89L88 230H89V232H88V234H87V232H85L86 233V236H84V237H87L88 235H90L89 233L91 232L90 231V229H91V225H93V222H95V221H93L92 222V220L94 219V216H95V214L97 213L96 211H98V210H96L95 211V209L96 208H99V210H100V207H99V204H100V201H101V195L100 196H98V195H96V193L94 192H91L90 194H88L87 193V201H85V200H83V202L85 203H82V204H80L81 205V207H82V205L84 206L82 209H80L79 210V208L78 207H76V208H78V210L77 211H75V208H72V206L70 207V209H68V212L70 213V215H71V212H70V210H71V208H72V210L74 209V211L72 212V215L69 217L70 219H68V220H70V222H68V223H66V222H64V223H66L67 224V226H65V225H63L64 227H66V228H64L65 230H62V228H60V217L63 215V217L61 218V220L63 219V220H66V221H68L67 219H65V217H67V213L66 212H64L62 215H61V212H60V215L59 214H56V215H53L51 212L49 213V201H51V203L53 204V202H54V204L53 205H56L57 203H58V199H59V197L58 196H63L64 194H79V195H83V193L85 192V191H88L89 189H93V188H98L99 186L97 185H95L96 184V181H94L95 179H94V176H97V175H99V174H104V173H109V172H112V173H114V174H116V176L118 177V179H117V177H116V179L117 180H115L114 181V186H117V184H118V186L119 185H121V184H123L124 185V183H126V184H130V185H132V187H134V184L136 183V185H135V187H137V183L139 182V181H142V184H140L139 185V187H138V189L140 190V193L139 194H141L142 192H146L147 191V189H149V192L148 193H146V195L144 196L143 195V197H145V198H143V199H145V201H146V203H147V208H146V215L144 214V216L142 217V215H140V213H138L139 211H138V209H137V207H136V205H135V201H132V199H131V201L129 200V199H124V200H121V202L117 199V198H115V199H117L116 201L119 203L120 202V206H119V204L117 205V206H119L118 207V209H115L114 211H113V214L111 215V219H112V222L111 223H106L105 224V227L107 226V224H108V226H107V228L109 229H107V228H102L103 230H105V229H107V231H112L111 233H113L114 232V234L113 235H115L116 236V239H119V240H122V239H124V237L126 238L127 236H129V235H127V233L129 232V234H130V231L132 232L133 230L134 231H138L139 233H138V236H139V234L141 235V240H139V241H141V243H140V246H139V249H138V251H137V253L134 255V253L132 252L133 251V249H129V250H131V254H132V257H131V254H127L128 255V263L129 264H197V261H196V259L198 258L197 257V244H195V243H197V239L195 240L196 242H194L193 241V238H192V233H188V232H190V228L189 229H187L186 231H184V230H181L180 229V227H182L184 224H182L183 222H180L179 220H178V218L176 217V216H178V213L179 212H181L182 213V210L184 211V213H188L187 211V207H188V201L187 202H185V201H183V202H185L186 204H185V206H187V207H182V206H184V204H180V206L181 207H179V201L178 200H181V196L183 195V193L186 191V190H184V188H183V190H184V192L181 194V192H182V188L180 187V185L182 186V185H184L182 182H184V181H181V183H180V178H181V180H185V178L184 177H181L180 176V178L178 177V179H176L173 175H174V172L178 169L177 168V164L176 163H178L179 161H181L182 162V160L181 159H179L178 160V154H177V152H178V150H177V147H180L179 145H178V143L181 145V142L183 143V149H181V148H179V153H180V155H182V153L184 154V158H182V159H185V158H190V160H191V162L193 163V161H195V162H199V160H200V155H199V153H201V155H203V159H202V157H201V161H203L204 162V160L206 161V158H207V163L206 164H208V165H203V166H205V167H203V169L205 170H203L202 169V167H199V168H201L202 170H203V172H206V174L208 173V172H210L211 171V169L210 168H213L212 169V173H218V174H220L221 175V177H222V179H221V181H220V183L222 184V181H224V184H223V186H226L225 185V182H226V180L227 179H232V178H234V176L236 177V178H234L235 180L236 179H238V178H242L240 175V177L238 176V178H237V176H236V174L239 172V168H241L240 169V171H243L244 169H243V165H245L246 164V166H244V168H245V172H246V170L248 169H252L253 167H254V165H256L257 163H261V162H257V161H259L260 159V155H259V153L262 151V149H260L261 151L258 153L257 151L256 152H254V150H253V152H254V154L255 153H258V155H259V158H257V159H255L256 160V162H255V164H254V161L255 160H253V158H254V156H253V158H251L250 156L251 155H253V152L250 150V147L251 146H249V144H248V142L247 141H249V139H251L252 137H250L249 136V139L247 138V136L245 135V136H243L244 134L242 133V131H241V133H235L234 134V131H238V129H235L234 131H230V133H229V131H227L226 132V136L227 135H229L230 136V138H232V137H236L237 136V134L239 135L240 134V136H241V134H243L242 135V137H243V139H242V137H241V139H239V143H238V145H237V141H236V138L235 139H233V140H235L234 142H231L230 143V141H231V139H230V141L227 139H225V142L226 141H229L228 143L226 142H222V137H224V134H223V136L221 137L220 136V138L218 139L217 138V140L215 139V141H213L214 139H212V140H210V141H208L207 142V138L208 139H211L210 138V135L209 134H212L213 132H215L214 131V126H210L209 127V125H215L214 123H218V119L219 118H221V116H222V114H221V116H219V115H217V114H212L215 118H213V120H209V119H211L212 117L210 116L211 114H209V111H210V102L212 101H215V100H217V101H215V103L216 102H219V103H217V107H215V109H216V111H217V109L218 110H220V107H221V109H222V107H225V105H227V108H228V105H229V107H234V106H236V104L238 105V104H240V102H241V104H240V106H242V103H244L245 101H246V98H244L243 99V97H245V95H249L248 93H247V89L249 88V87H251V86H253V90L255 91H253L252 90V87L251 88H249V89H251V90H249V92H251V91H253V93L251 94L252 95V98H250V99H253L254 98V101L253 102H255V100H256V104H254L255 105V108H256V110H257V107L259 106V102H260V107H263V108H260V107H258V111H259V113H258V116H259V114H262V109H264V97H263V99H262V96H260V95H258L261 91H262V89H259V91L257 90V88H254V86H259L260 87V85L259 84H262V83H260L259 81L261 80H259V78L256 76V74H259L258 72H257V67H256V65H255V68L253 67L254 66V64H255V62H254V64L251 62L252 61V59H250L251 61H249V56H248V58L246 57ZM259 59V58H258ZM257 59V60H258ZM221 60H222V58H221ZM254 60V59H253ZM142 61H143V59H142ZM175 62V61H174ZM226 62V61H225ZM113 63V62H112ZM139 63H140V61H139ZM227 63H225L226 65H227ZM229 63H231V64H229ZM234 63H236V62H234ZM234 63H233V65H234ZM18 64V63H17ZM115 64V63H114ZM257 64V63H256ZM13 65V64H12ZM12 65H10V66H12ZM115 66H113V68H112V66H111V70L113 71L115 68H114ZM117 68V67H116ZM171 66H170V64L168 65V64H166V69L165 70H171ZM256 69L255 70V75H253L252 73H253V71H254V69ZM97 70V69H96ZM230 70V69H229ZM259 70V69H258ZM98 71H101L100 69H98ZM232 71V72H233ZM24 73V74H23ZM111 73V72H110ZM109 73V74H110ZM235 73V72H234ZM261 73V72H260ZM262 73H264V72H262ZM261 73V74H262ZM108 73H106V75H107ZM253 75V76H252ZM15 77H16V75H14ZM260 76V75H259ZM23 77H25L26 79H24ZM258 78V80H254V81H252V82H254V85H253V83L250 81L251 79L253 80V78ZM261 77V76H260ZM235 78H236V75H235ZM255 78V79H256ZM263 78H264V76H263ZM16 79V78H15ZM73 79H74V82H73ZM78 79H80L81 80V83H79L80 81L78 80ZM21 80V81H22ZM44 81V82H43ZM78 82V84L76 85V83ZM263 81H264V79H263ZM262 81V82H263ZM71 82H73V83H75V84H71ZM251 82V83H250ZM257 82H258V84H257ZM19 84H21L20 86H17V87H15L16 85H19ZM252 84V85H251ZM70 85H74V87H72V88H70ZM251 85V86H250ZM262 85H264V84H262ZM261 85V87L263 88V91H264V87ZM258 87V88H259ZM101 88V87H100ZM105 88V87H104ZM104 88H102V89H104ZM109 88H111V87H109ZM109 88H107V89H104V90H106L108 93H112V91L111 90H113L112 88L110 89V91L108 90ZM114 88V87H113ZM231 88H232V86H231ZM15 89V90H16ZM74 89V90H73ZM234 90H235V88H233ZM73 90V91H72ZM101 90V89H100ZM104 90H103V92H101V93H107L106 91L104 92ZM262 91V92H263ZM72 92V93H71ZM91 92H93V93H91ZM222 92H224V90L222 91ZM231 92V91H230ZM262 92H261V94H262ZM33 93V94H32ZM107 93V94H108ZM231 95H229V94ZM257 93V94H256ZM29 94V95H28ZM92 94V95H91ZM104 94V95H105ZM106 94V95H107ZM221 94V93H220ZM253 94H256L255 96L257 97V98H259V100L258 99H255L256 97L253 95ZM264 94V93H263ZM31 95V96H30ZM71 95V96H70ZM258 95V96H257ZM12 96V95H11ZM30 96V97H29ZM94 96H96V98H97V95H96V93H95V95ZM99 96H101V98L103 99V95H99ZM108 96H110V95H108ZM107 96V98H112V97H108ZM261 98H260V97ZM29 97V98H28ZM39 97V96H38ZM7 98V99H6ZM34 98H35V96H34ZM66 98V99H65ZM94 98V97H93ZM104 98H106L105 96H104ZM107 98H106V100H107ZM25 99H27L26 101H25ZM100 99V98H99ZM102 99H100L101 100V103L99 102V104H101V105H99V104H97V106L98 107H100L101 106V108L102 107H104L105 106V103H107V101L106 100H104V103H103V101H102ZM242 99L244 100V102H242ZM262 99V101H260ZM6 100V101H5ZM17 100V101H18ZM83 100V101H84ZM93 100V99H92ZM176 100V99H175ZM257 100H258V103H257ZM5 101V102H4ZM44 101V100H43ZM95 101V100H94ZM106 101V102H105ZM14 101H12V103H13ZM29 102V103H30ZM37 102L39 103V102H42V100H37ZM86 102V101H85ZM84 102V103H85ZM91 102V101H90ZM90 102H89V104H90ZM179 102H181V100H179ZM252 102V103H253ZM7 103H9V102H7ZM12 103L10 104H8V105H12ZM35 103H36V101L34 102V104L33 105H35ZM246 103V102H245ZM261 103H263V104H261ZM5 104V107L6 108H2L3 107V105ZM32 103H30L29 105H31ZM83 104V103H82ZM93 104H94V106H93ZM104 104V105H103ZM175 104H177V100L175 101V103H174V105ZM214 104V103H213ZM257 104H258V106H257ZM216 105V104H215ZM263 105V106H262ZM60 106H61V104H60ZM90 106V107H89ZM171 106V105H170ZM214 106V105H213ZM244 106H246V105H244ZM257 106V107H256ZM75 107V106H74ZM92 107V108H91ZM175 107V106H174ZM211 107H212V105H211ZM10 108V110H7V111H9V112H11V106L9 107ZM61 108V107H60ZM95 108V107H94ZM94 108H93V110H94ZM105 108V107H104ZM172 108H173V106H172ZM176 108V107H175ZM237 108H238V106H237ZM237 108L235 109V110H237ZM242 108V107H241ZM252 108H254V107H252ZM96 110H97V108H95ZM99 109V108H98ZM170 109H171V107H170ZM179 109H178V111H179ZM212 109V108H211ZM213 109H214V107H213ZM262 111H261V110ZM33 110V109H32ZM86 110V111H85ZM102 110H103V108H102ZM106 110H107V108H106ZM108 110H109V108H108ZM175 110L176 109H172V110H170L172 113H173V111L175 112ZM228 110L230 111V110H232V108H228ZM255 110V109H254ZM6 111V110H5ZM59 111H61V110H59ZM99 111H100V109H99ZM215 111V110H214ZM214 111H212V113L214 112ZM221 111V110H220ZM220 111H218V112H216V113H219ZM224 111V110H223ZM234 111V110H233ZM257 111V112H258ZM33 112H35V110L33 111ZM57 112V111H56ZM55 112V113H56ZM97 112V111H96ZM107 112V111H106ZM105 112V113H106ZM254 112V111H253ZM264 112V111H263ZM103 113H104V110H103ZM211 113V112H210ZM254 113H256V112H254ZM31 114V113H30ZM98 114H100V113H98ZM115 115L114 116H116V118H118L119 119V112H118V114L117 113H114ZM122 114V113H121ZM173 114V115H174ZM178 114V115H179ZM34 115V116H33ZM36 115H37V113H36ZM38 115H39V110H38ZM257 115V114H256ZM30 116V115H29ZM32 116L33 117H35V113H33L32 114ZM90 116H92V118L90 117ZM104 116H106V115H104ZM134 116V115H133ZM257 116V117H258ZM223 117H225V114L223 115ZM222 117V118H223ZM257 117H255L256 119H257ZM263 117H264V115H263ZM36 118V117H35ZM94 118V119H93ZM124 118H123V115H122V119L124 120ZM1 120H2V118H0ZM37 119H39V117L37 118ZM42 119V118H41ZM120 119H121V117H120ZM255 119V122L256 121H258L259 122V120H261L262 118H258L257 120ZM0 120V127L1 126H5V125H2L3 123H2V121ZM35 120V121H34ZM33 121H34V123H36V124H38V122L40 123V119L38 120V122H36V119H34ZM44 120H45V118H44ZM145 120V119H144ZM143 120V121H144ZM216 120H218V121H216ZM27 121V120H26ZM41 121H43V120H41ZM174 120H172V121H170L171 123L170 124H172V122H173ZM104 123V124H103ZM125 123H123V124H125ZM211 123V124H210ZM216 123V124H217ZM41 124V126L42 127H44V125H42ZM74 124H79V126H80V124L82 125L80 128L82 129H80V131H77L76 132V130L74 129V133L76 132V134L74 135V138L76 139V140H78V141H75L74 139H72L71 137L72 136H70L69 134L71 133V130L73 129L72 127H71V125L73 126ZM122 124V125H123ZM127 124H125V125H127ZM263 124V123H262ZM20 124H18V125H13L12 123H10L9 124V122H8V126L6 125L5 127H3V128H0V160H2V162L0 163V178L1 177H4L5 178V173H6V170L8 171V169H6V168H8L7 166H6V162H7V159H8V157H10V156H15V155H19V153L18 152H20V149L21 148H23V146H24V149H25V147L27 146V143L28 144H30L29 143V137L31 138V134H29V131L28 132H25V131H20L21 129H22V127H20V126H22V125H20ZM164 125H166L165 123H164ZM20 127V128H18V127ZM39 126V125H38ZM79 126H77V127H79ZM69 127H71L72 129L71 130H69V132L67 131L68 129H70ZM140 127H142V128H146V129H143L142 130V128H140ZM205 127H207L206 129H205ZM211 127H212V129L213 130H211ZM223 126H221L220 125V129L222 128ZM138 128H140L142 131H144V135L142 134V133H140V134H137L138 136L139 135H141V139H143V137H144V141L142 140V142H141V139H139V137L138 136H136V132H137V130H139ZM208 129H209V131H208ZM216 129H218V126H217V128ZM79 130V129H78ZM141 130H139V132H141ZM203 131V135L201 134V132ZM211 130V131H210ZM232 130H233V128H232ZM82 131V133H78V132H81ZM92 131V132H91ZM124 131V132H125ZM176 131V130H175ZM205 131V132H204ZM217 131H219V129L217 130ZM23 132L25 133V134H23ZM44 132V131H43ZM67 132H68V136H67ZM95 132V131H94ZM93 132V133H94ZM208 132V133H207ZM210 132H212V133H210ZM28 135H27V134ZM72 133H73V131H72ZM71 133V134H72ZM73 133V134H74ZM205 133H207V135H205ZM225 133V132H224ZM227 133H229V134H227ZM250 133H252V134H254L253 132H250ZM250 133H249V135H250ZM72 134V135H73ZM79 136H78V135ZM125 134V133H124ZM251 134V135H252ZM24 135V136H23ZM27 137H26V136ZM77 135V136H76ZM129 135V136H130ZM152 135V136H151ZM202 135V136H201ZM209 135V136H208ZM234 135H236V136H234ZM248 135V134H247ZM29 136V137H28ZM103 136V135H102ZM102 136L100 137V138H102ZM253 136V139H251V140H258V138L257 137H255L254 135H252ZM18 137H21V138H19L18 139ZM24 137H25V139H24ZM66 137H67V139L69 140V142L71 141L70 140V138L73 140V141H75L76 142V145H73L74 146V148H73V146L71 145V148H72V150L73 149H75V151L78 149V152H77V155L75 154V156L73 157V159H70L71 158V155H70V158H69V154H67V153H69L71 150H69L68 151V149H67V147L66 146H68V142H67V139H66ZM104 137V136H103ZM113 137H114V134H113ZM204 137H206L205 138V140H204ZM218 137V136H217ZM99 138V137H98ZM105 138V137H104ZM125 138V139H124ZM129 138V139H128ZM167 138V139H166ZM194 138H196V139H194ZM203 138V140H201ZM240 138V137H239ZM23 139V140H22ZM47 139V138H46ZM165 139V140H164ZM177 139L179 140H181V142L180 141H177ZM246 139V140H245ZM15 140H18V141H15ZM21 140H22V142H21ZM92 140H93V138H92ZM91 140V141H92ZM101 140V139H100ZM123 140H120L121 142L123 141ZM128 140H129V144H131V145H129V146H127L128 145ZM164 140V141H163ZM220 140V141H219ZM250 140V141H251ZM21 143H20V142ZM90 141V142H91ZM198 143H197V142ZM212 141L215 143H212ZM244 143H243V142ZM245 141H246V144H245ZM249 141V142H250ZM18 142V143H17ZM24 142V143H23ZM78 142V143H77ZM121 142L119 143V144H121ZM195 142H196V145H194L195 144ZM209 142H211V143H209ZM252 142V141H251ZM259 142V141H258ZM257 141H254V145L257 147L258 145H256V144H259ZM23 143V144H22ZM25 143H26V146H25ZM71 143V142H70ZM72 143H74V142H72ZM97 143H98V141H97ZM156 143V144H155ZM177 143V144H176ZM17 144V145H16ZM19 144V145H18ZM89 144V145H88ZM116 144V143H115ZM171 144V145H170ZM175 144H176V146H175ZM198 144V145H197ZM247 144H248V146H249V148L247 147ZM13 145H15V146H13ZM21 145H23L22 147H21ZM99 145V144H98ZM153 145H151V146H149L150 148H152V146ZM172 145H174L175 147H176V149H175V147L173 148L172 147ZM190 145V146H189ZM95 146H96V143H95ZM102 146H104V145H102ZM102 146L100 145V149H103L102 148ZM115 146H117V145H115ZM161 146H163V144L161 145ZM189 146V147H188ZM198 146V147H197ZM261 148H263L264 147V145H263V142L261 143ZM17 147V148H16ZM20 147V148H19ZM45 147V146H44ZM44 147H43V150H45L44 149ZM76 147V148H75ZM91 147V148H90ZM114 147V146H113ZM181 147H182V145H181ZM259 147H260V145H259ZM258 147V148H259ZM27 148V150H28V146L26 147ZM90 148V149H89ZM188 148H191V150L189 151L190 153H188L187 154V149ZM253 148H255V147H253ZM19 149V150H18ZM41 149H42V146H41ZM88 149H89V151H88ZM109 149V148H108ZM106 150L105 152H109L110 151V149L109 150ZM141 149L139 150V152L141 153L142 151H141ZM181 149V150H180ZM204 149H206V151L204 150ZM210 150V151H214V152H216V156L217 157H213V156H215V154L212 156V154H210V153H208L209 151H207V150ZM252 149V148H251ZM17 150V151H16ZM27 150H25V151H27ZM59 150V151H58ZM104 150V149H103ZM151 150V149H150ZM159 150V151H158ZM161 150V151H160ZM189 150V149H188ZM202 150H204V151H202ZM256 150H258L259 151V149H256ZM101 152H103L102 150H100ZM154 151V150H153ZM180 151H182V153L180 152ZM201 151V152H200ZM74 152V151H73ZM107 152V153H108ZM205 152V153H204ZM206 152H207V154L209 155V156H207V157H205L204 158V156H206L207 154H206ZM228 152H230L229 153V155H234V157H230L229 158V155H228ZM231 152H233V153H235V154H231ZM17 153V154H16ZM94 153H93V160L95 159V157H94ZM203 153V154H202ZM262 153H264V148H263V152ZM262 153H260L261 154V158H263L264 159V154L262 155ZM15 154V155H14ZM92 154V153H91ZM109 154V153H108ZM176 154L178 155V156H176ZM206 154V155H205ZM73 155H74V153H73ZM72 155V156H73ZM96 155H97V157H98V154L96 153ZM137 155V156H136ZM191 157H190V156ZM211 155V156H210ZM225 155L227 156L226 157V159H230V161H231V158L233 159V158H235V156H236V158L237 159H235L236 161L237 160H239V161H237V162H240V163H242L241 164V166H237L236 165V161L235 162H233L234 163V165L233 166H235L234 167V169H232L231 168V171L228 173V171L229 170H227L226 169V167H225V165L224 166H222L223 168H221L220 167V165H221V163H222V161H223V159L225 158ZM248 155H250V156H248ZM57 156H59V155H57ZM183 156V155H182ZM219 156H223L224 158H221V157H219ZM60 157H61V155H60ZM96 157V158H97ZM208 157H209V160H208ZM210 157H212V158H210ZM238 157H239V159H238ZM242 157V158H241ZM243 157L244 158H247L248 159V161L246 160V159H243ZM257 157V156H256ZM255 157V158H256ZM69 158V159H68ZM188 158V159H189ZM192 158V159H191ZM108 159V160H107ZM110 159H112V160H110ZM259 159V160H258ZM262 159V160H263ZM57 160V159H56ZM97 160V159H96ZM108 161L109 162V160H110V162L112 163L111 165L110 164H105V161ZM225 160V159H224ZM242 160H246L247 161V163H246V161H245V164L243 163V161ZM63 161V160H62ZM69 161H71L70 162V165H68L67 166V163H69ZM95 161V160H94ZM184 161V160H183ZM187 160H185L184 162H186ZM253 161V162H252ZM37 162V161H36ZM99 162V161H98ZM141 162V163H142ZM187 162H189V161H187ZM224 162V161H223ZM264 162V161H263ZM262 162V163H263ZM89 163V164H88ZM96 163H97V161H96ZM200 163V162H199ZM231 163H232V161H231ZM180 164V163H179ZM184 164V167H188L187 165H186V163H183ZM196 164H198V163H196ZM215 164H219L218 165V167H213ZM239 164V163H238ZM32 165V164H31ZM36 166H37V164H35ZM110 165V166H109ZM189 165V164H188ZM210 165V166H209ZM212 165V166H211ZM231 165L232 164H230V166L229 165H226L227 167H231ZM240 165V164H239ZM5 166H6V168H5ZM209 166V167H208ZM253 166V167H252ZM33 167V166H32ZM176 167V168H175ZM183 167V165L180 167V171L179 172H181V170H182V168H184ZM225 167V168H224ZM236 167H239L238 169L236 168ZM252 167V168H251ZM31 168V167H30ZM33 168H35V166L33 167ZM206 168V169H205ZM207 168H209V170H207ZM235 168H236V170H235ZM5 170V173H4V175L5 176H3L2 175V170ZM175 169V170H174ZM196 171H200V170H198V168L197 169H195ZM202 170L200 171V173L201 174H199L198 176H204L203 175V172H202ZM208 172H207V171ZM232 170H234L235 172H237L236 174L235 173H233V174H235V175H232L231 173L233 172ZM108 171V172H107ZM4 172V171H3ZM46 172H48V170L46 171ZM171 172V173H170ZM177 172V171H176ZM176 172H175V174H176ZM193 172H195V171H193ZM199 173V172H198ZM170 174H173L172 175V177L170 176ZM177 174H179V173H177ZM183 174V173H182ZM181 174V175H182ZM196 174H197V172H196ZM106 175V174H105ZM243 175V174H242ZM103 179H105L104 178V175L103 176H101ZM100 177V178H101ZM3 178V179H4ZM112 179H113V177H111ZM110 178V179H111ZM114 178H115V175H114ZM183 178V179H182ZM248 178L250 179L251 178V175H250V177L248 176ZM3 179H2V181H3ZM111 179V180H112ZM242 179H244V175H243V178ZM1 180V179H0ZM19 181H22V179H18ZM64 181V182H60L61 184L63 183V186L61 187V185L58 183L59 181ZM179 180V181H178ZM233 180V179H232ZM247 180V179H246ZM17 181V180H16ZM43 181H44V179H43ZM100 181H101V179H100ZM1 182V181H0ZM94 182H95V184H94ZM246 183L247 184V182H245V181H241V180H239V181H237L236 180V182H234V181H231L229 184H228V186H226L227 187V189H228V187L230 188V189H233V190H229V191H236V189H240L239 187L240 186H242L243 188L245 187L244 185H246V184H244V183ZM22 183V182H21ZM100 183V182H99ZM106 183V182H105ZM104 183V184H105ZM112 183H113V180H112ZM111 183V184H112ZM121 183V184H120ZM132 183V184H131ZM226 183H228V181L226 182ZM34 184H35V182H34ZM97 184H98V182H97ZM103 184V185H104ZM108 184V183H107ZM19 186H22V184L20 185V184H18ZM18 185H17V188H18ZM27 185H29L28 183H27ZM42 185V184H41ZM58 185H60V187L61 188H59V186ZM101 186H103L102 185V183L100 184ZM106 185V184H105ZM129 185V186H130ZM34 186V185H33ZM43 186V185H42ZM96 186V187H95ZM110 186L111 185H107V188L109 187L110 188ZM113 186V187H114ZM124 186H127V185H124ZM222 186V189L224 190V189H226V187H223ZM112 187V186H111ZM120 187V186H119ZM121 187H122V185H121ZM134 187V188H135ZM183 187V186H182ZM242 187H241V189H242ZM19 188H21V187H19ZM103 188H105V187H103ZM15 189V188H14ZM17 190V189H16ZM41 190H43L42 188H41ZM93 190H95V189H93ZM135 190H136V188H135ZM1 191V190H0ZM92 191V190H91ZM112 191L114 192V190L112 189ZM234 191V192H235ZM106 192V190L103 192L102 191V193L103 194H108L107 192ZM136 192H138L137 190H136ZM239 192V191H238ZM187 193V192H186ZM186 193H184V194H186ZM226 193V192H225ZM85 194V193H84ZM99 194V193H98ZM102 194V196H104ZM112 194V193H111ZM145 194V193H144ZM181 194V195H180ZM227 194H230V193H226V195ZM232 194V193H231ZM58 195V196H57ZM114 195H116V194H114ZM118 196H119V194H117ZM142 195V194H141ZM179 195H180V197H179ZM86 196V195H85ZM98 196V197H97ZM120 196H122L121 194H120ZM186 195H184V197H185ZM227 196H229V195H227ZM232 196V195H231ZM237 196V195H236ZM57 199H56V198ZM52 198H55V199H52ZM82 198V197H81ZM106 197H104V199H105ZM118 198H120V197H118ZM102 199H103V197H102ZM107 199V201H108V198H106ZM229 199H230V197H229ZM54 200H56V201H54ZM97 200V201H96ZM216 200V199H215ZM221 200V199H220ZM222 200H223V198H222ZM50 203V205H52ZM101 203H102V201H101ZM104 203V202H103ZM217 203H220V202H217ZM222 203V202H221ZM59 205H62V204H60L59 203ZM59 205L57 204L56 206H57V210H58V208H59ZM102 205V204H101ZM100 205V206H101ZM264 205V204H263ZM115 206V205H114ZM113 206V207H114ZM22 207H26V205H24V206H22ZM80 207V206H79ZM177 207H179L180 208V211L179 210H177ZM63 208V207H62ZM184 208V209H183ZM186 208V209H185ZM59 209H61V207L59 208ZM67 209V208H66ZM182 209V210H181ZM263 209V208H262ZM187 210V211H186ZM261 210V209H260ZM48 211V212H47ZM59 211V210H58ZM92 211V212H91ZM144 211V210H143ZM263 211V213H264V209L262 210ZM262 211H261V215H259L258 217L257 216H255V215H252L253 214V212H251V215L252 216H254V217H256V218H254L255 220H253V222H247L246 223V228H245V225H244V228H245V230L244 231H241L242 233H243V235L244 236H250V237H253L252 239H251V241H250V237L249 238H247V237H244L245 238V241L248 239V242L250 243H254L255 245H256V243H255V241H257L258 242V245H259V247H262V249H260L257 245H256V247L258 248V249H260V250H262V252H264L263 250H264V215H262L263 213H262ZM87 212H90V214H89V216L87 215L88 213ZM49 213V214H48ZM110 213V212H109ZM112 213V212H111ZM181 213H179L180 215H182ZM64 214H66V216H64ZM92 214H94V215H92ZM248 214H249V212L247 213V214H243L242 216H248ZM254 214H255V212H254ZM86 215L88 216V217H86ZM251 215H249L248 217H251ZM60 216V217H59ZM261 216V217H260ZM109 217V216H108ZM259 217H260V219H259ZM198 218V217H197ZM252 218V217H251ZM259 219V220H256V219ZM62 220V221H63ZM192 222L195 220V218L193 217L192 219ZM72 221V222H71ZM110 221V220H109ZM91 222H92V224H91ZM107 222V221H106ZM191 223V222H190ZM233 223V222H232ZM232 223H230L231 224V226L230 227H236V225H235V223L232 225ZM245 223V222H244ZM237 224V223H236ZM239 224V223H238ZM237 224V225H238ZM242 225H243V223H241ZM85 226V227H84ZM91 226V227H90ZM170 226L173 228V231H172V229L170 228ZM168 227H169V230L170 231H172L171 232V234H169L167 237H166V239H164L165 241H163V244L161 243V235H159L160 233H163L164 231L166 232V230H168ZM240 227V226H239ZM80 228V232L82 231V230H84V229H81ZM237 228L238 227H236V228H231V229H233V230H237ZM243 228V229H244ZM45 229V228H44ZM137 229V230H136ZM239 229V228H238ZM240 229L242 230V228L240 227ZM76 232H75V231ZM87 230V229H86ZM92 230V229H91ZM44 231V230H43ZM99 231V230H98ZM133 231V232H134ZM192 231V230H191ZM237 231H239V230H237ZM75 232V233H74ZM104 232V233H103ZM101 231V233H97L98 234V238H100L101 237V240H99L98 238V244H99V246H102V247H104L103 245H105V247H106V240H104L103 238H106V237H104L105 236V234H106V236H107V233H106V231ZM103 233V234H102ZM84 234V233H83ZM83 234H82V236H83ZM100 234V235H99ZM101 234L102 235H104V236H101ZM85 235V234H84ZM124 235H126V236H124ZM81 236V238H83ZM112 236V234L111 235H109V237H111ZM115 236H114V238H115ZM72 238V237H71ZM75 238H74V240H75ZM112 238H113V236H112ZM127 238H129V237H127ZM139 238V237H138ZM79 239H80V237H79ZM254 239V240H253ZM72 240V239H71ZM78 240V239H77ZM118 240V241H119ZM125 240V239H124ZM124 240H122V241H124ZM252 240H253V242H252ZM97 241V240H96ZM96 241H94L95 243H94V245L95 244H97L96 243ZM137 241H138V239H137ZM126 242H128V241H126ZM70 244H72V246H74L75 247V245L71 242ZM78 244H80V243H78ZM78 244H76V246L78 245ZM162 244V245H161ZM139 245V244H138ZM182 246L181 248V250H184L183 251V253H182V251L177 247V246ZM254 245V246H255ZM79 247H77L78 249H77V251H79V248L81 249L82 247H80V245H78ZM98 245H97V248L99 247ZM74 247H72L71 249V251H68V252H70V253H73L72 251L74 250V253L76 252L75 251V249H76V247H75V249H74ZM101 247V248H102ZM94 248L96 249V246H94ZM101 248H98V249H101ZM133 248V247H132ZM177 248H178V250H179V253H182L181 255L179 254L178 255V251H177ZM259 250V251H260ZM135 251V250H134ZM67 252V253H68ZM74 253H73V255H74ZM80 253V252H79ZM78 252H77V254H79ZM244 253V252H243ZM243 253H242V251L241 250H236V251H234V256H236L237 258H242L243 257ZM5 255V256H4ZM6 255H9V257L11 258H9V260L7 259V257H6ZM66 255V254H65ZM68 255V254H67ZM72 255V256H73ZM76 255V254H75ZM74 255V256H75ZM126 255V256H127ZM135 257H134V256ZM70 256V255H69ZM77 257H78V255H76ZM79 256H82V255H79ZM117 256H119V255H117ZM116 256V257H117ZM6 257V258H5ZM66 257V256H65ZM83 257V256H82ZM262 258L264 257V256H261ZM79 258V257H78ZM78 258L76 259L77 261H78ZM67 259L69 260H71V256H70V258L67 256ZM242 259H245V258H242ZM79 260L81 261H79L80 262V264H83L82 263V260L79 258ZM120 260V259H119ZM14 261V260H13ZM196 261V262H195ZM260 261V260H259ZM86 261H84V264H92L91 263V261H87V263H85ZM261 262H263V264H264V259H263V261H261ZM76 263H78V262H76ZM68 264H70L69 262H68ZM262 264V263H261Z\"/></svg>","mask_w":264,"mask_h":264}]
</instances>
